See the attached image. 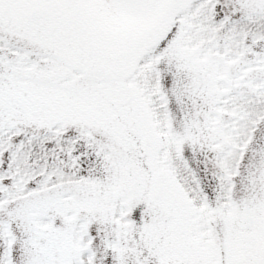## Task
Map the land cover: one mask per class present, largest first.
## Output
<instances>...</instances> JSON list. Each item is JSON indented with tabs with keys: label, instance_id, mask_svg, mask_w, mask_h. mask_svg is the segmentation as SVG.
I'll return each mask as SVG.
<instances>
[{
	"label": "snow or ice",
	"instance_id": "obj_1",
	"mask_svg": "<svg viewBox=\"0 0 264 264\" xmlns=\"http://www.w3.org/2000/svg\"><path fill=\"white\" fill-rule=\"evenodd\" d=\"M0 264H264V0H0Z\"/></svg>",
	"mask_w": 264,
	"mask_h": 264
}]
</instances>
